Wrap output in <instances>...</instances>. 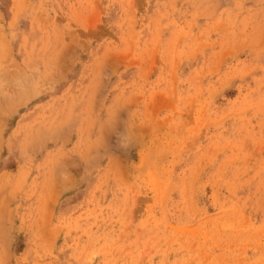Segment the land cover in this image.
<instances>
[{
	"label": "rangeland",
	"instance_id": "1",
	"mask_svg": "<svg viewBox=\"0 0 264 264\" xmlns=\"http://www.w3.org/2000/svg\"><path fill=\"white\" fill-rule=\"evenodd\" d=\"M0 69V264H264V0H0Z\"/></svg>",
	"mask_w": 264,
	"mask_h": 264
},
{
	"label": "bare ground",
	"instance_id": "2",
	"mask_svg": "<svg viewBox=\"0 0 264 264\" xmlns=\"http://www.w3.org/2000/svg\"><path fill=\"white\" fill-rule=\"evenodd\" d=\"M0 70H1V69H0ZM13 85H14V84H13ZM16 85H17V84H16ZM1 88H2V86H1ZM3 88H4V87H3ZM3 88H2V89H3ZM1 91H2V90H1ZM13 91H14V89H13ZM12 93H13V92H12ZM15 93H16V92H15ZM2 95H3V94H2ZM7 95H8V94H7ZM11 95H12V94H11ZM5 97H6V95H5Z\"/></svg>",
	"mask_w": 264,
	"mask_h": 264
}]
</instances>
